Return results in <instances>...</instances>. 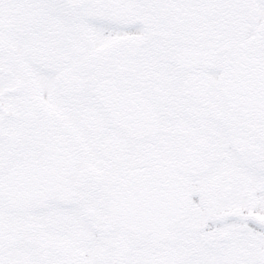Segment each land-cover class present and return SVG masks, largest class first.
Returning <instances> with one entry per match:
<instances>
[{
	"label": "snow or ice",
	"instance_id": "6c2138e0",
	"mask_svg": "<svg viewBox=\"0 0 264 264\" xmlns=\"http://www.w3.org/2000/svg\"><path fill=\"white\" fill-rule=\"evenodd\" d=\"M0 264H264V0H0Z\"/></svg>",
	"mask_w": 264,
	"mask_h": 264
}]
</instances>
